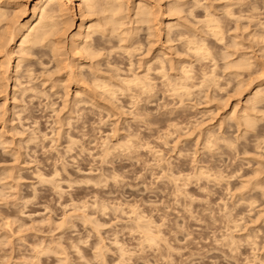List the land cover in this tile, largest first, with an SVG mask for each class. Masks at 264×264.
I'll return each instance as SVG.
<instances>
[{
  "label": "bare ground",
  "instance_id": "bare-ground-1",
  "mask_svg": "<svg viewBox=\"0 0 264 264\" xmlns=\"http://www.w3.org/2000/svg\"><path fill=\"white\" fill-rule=\"evenodd\" d=\"M217 1H218V4H216ZM242 1H244V0H242ZM242 1L241 0H187V1L186 0H0V119H1L0 121L6 122L7 123L6 126L9 125L10 126L9 128L14 129L13 134L15 133V135L11 136V137H15L16 135H18L19 140H20V142H18V143H21V142L30 143L32 141L37 140L40 137L36 134V131H38V130H35L33 128H31L32 130L27 129L29 132L27 131V133L24 135L23 133L26 132L25 130L23 132H19V130L17 129V131H16L14 124L11 125L13 123V121H12L13 118L16 117L17 120H19V123H17V124H19V126H20V120H21V118H20L21 113L20 112L21 111L23 112V110H19V111L14 110V108L16 107L15 105L18 103L20 104V103H25L26 101L29 102L31 100L32 101L37 100V98H39V100H40V97L41 98L43 97L44 99L50 98V104L48 102V105H51V108H52L53 105L56 104L55 101L57 102V100L60 98L62 100V101L60 100L62 102L61 108H59V109L52 108L51 111L54 112L56 115V116H54L57 118L56 124H59L58 128L56 129V130H58L57 131L58 136L60 135L61 132H63V135H61V136H64V133H66V132H64L65 129L63 130V128H64L63 126H65V124L70 120V119L68 120L67 118H70L71 116L73 117V115L75 116V115L79 114V112H82L83 109L80 111V108H82V106L79 109L77 108L82 103H84V104L86 103V105L88 104L89 106H94V105L96 107L99 106V108L104 106L106 110L113 111L114 113H117L118 116L119 115L124 116L123 113L125 115H126V113H128L127 116L129 115L136 120V117L139 119V117L142 116V115L140 116V113H141V112H139L140 110L135 108L136 110L130 109L132 111L124 112L125 111V110L123 111L124 108H121L123 106L120 107L117 104L119 102L118 99L120 98L121 95H123L124 98H125V96H126V98H128V101H129L128 104H130V102H131V103H134L135 106H137V103H139L140 101H143V102L147 101L148 102L150 100V102L148 104L151 105L152 104L151 102H154V100H155L154 98H152V96L155 93H157V92H155V90L158 89V87H157V89H155V87L158 84H160L161 86H164V87L161 88V86H160L159 89L163 90V88L167 87V88H165V90L168 89L170 91L168 93L171 96L174 95L176 97V95H177L178 97L175 99L176 100L179 99V100H177L180 103L178 105H181V104H184L183 100L185 101V99L187 100V98H188V97H184V95L189 94V96H190V94L193 92V91H191L192 90L191 87L194 88V86H195V88H196L197 82L200 83V84L197 83L198 86L204 85V87L206 89L211 88L212 89L211 91L216 90L218 92L221 89L220 86L222 85V84L221 85L219 84V81L222 80L221 73L228 72V74H231V76H233L232 74H234V76L236 77V78L234 77L236 79V82H235L234 78H232L231 83L229 82L232 85L233 84L232 82L234 80L235 84L232 85V86H234V89L232 86H230V89L229 88L228 89L234 90V91H232V90L231 91L236 96L235 101L232 104V106L230 107V109L228 110V112L225 114V116H223V117L221 116L222 118L220 117L221 120L218 121L219 122L218 126L220 128H222L221 126L224 123L228 122L229 120L231 122L234 121L235 124L232 123L233 124L232 126L235 127V130L238 132V133L236 132L237 133L236 138H234L231 134H229V131L232 128L231 124H229V123L225 124L226 127L223 129L221 134H219L220 132L217 133L219 127L218 128L216 127L217 128V132H216V130H214L215 127H214V129L212 128L213 126L211 127V125H210L211 123H209L210 121H208L209 124L207 123V125H205L204 127H203L204 124L202 125V122H201L200 127L198 126L200 123L197 124L198 127H196V128L193 127L194 129L198 128V131H199V135L196 136L197 138L194 141L195 142L194 145L196 146V142H197V144H199L201 146V147H199V150H201L200 154H203V155L208 154V157H210L209 159H211L212 158L211 152H213L216 149V148L214 149L213 147H216L218 145L219 148H217V149H221L223 146H221V148H220L219 145L224 144V147H225V145L227 146L225 148L229 147L228 149L230 152V147L236 145V143H235L236 139L237 140L240 139L241 144H239V146L241 145L240 146L241 152L238 150V152H240V153H237V154H241V153L243 154V156L241 155L242 156V162H243L242 166H240L241 168L238 167V169L240 168L239 170L236 169L238 171L230 172V170H229V174H227V175H223L222 171H218L220 168L217 170L218 173H215L216 172V169H215L213 171V173H215V174H214V176H212L213 174L211 175L210 173H208L210 171V168H211L208 165L209 159H208V157H206L204 155L205 157L201 156V157H203L202 159L198 158L199 162H201V165L198 164L199 166H197V165L195 166V167H197V169H196L197 171L195 173V176L194 175H192V176L196 177V180L203 179L204 180L203 182H205V181L207 182L210 177H213L214 181L215 180H222L224 178V176L228 179L232 178V180H233V177L239 179L240 181H239V184H237L238 186L236 187L234 185V188L236 187L235 191H233L234 188L229 187V185H230L229 180L228 181L225 180L226 185H227V182H229L226 190H228L229 193L231 191L236 193V194H234L232 192L231 194L236 195L235 199L237 198V200H238L237 202H239L240 205H242V207L244 206L246 209H248L250 211V213H252L254 211V209H256L258 207L256 204H258L260 207L262 204H263L262 206H264V22H261V20H259L257 22L253 21L252 19H254V18H252V17H254V15L244 17V16H242V13H239V10L235 11L233 6L235 7V4L236 5L237 4L242 5L243 4ZM254 4L251 3L250 6H247V9L249 7V10H251V11H254L253 9L256 10V8L258 6H255ZM29 6H31V7H29ZM251 11L249 13H251ZM263 18H264V16H263ZM243 19L245 20V23L243 22ZM256 19L258 20V17ZM252 22H255V23L252 24ZM237 31H240L241 33L240 32L238 33ZM245 37L248 38V41L246 40L247 44L244 43ZM221 41H223V42H221ZM215 56L218 57L217 58L218 60H219V56H220V58L222 57L221 61L223 59V63H221V64H223V65L220 64V60L218 61L215 59L216 58ZM191 58L192 59L194 58V60L199 61L198 67H201V68H202L203 64L207 63L206 62L207 60L213 59V60H210V62L215 61V63H210V66L212 68L204 67L203 70L200 69L202 72L199 69H198L199 71L197 72L196 69H193L194 64L191 62L192 61ZM190 59H191V61H190ZM122 60H125L124 62H125V65L127 67H125V65L121 66V64L123 63ZM217 61L219 62V65H220V67L219 66L218 67L220 69L222 68V70L224 71V72L223 71L221 72V70H220L219 75L221 76V78L219 75H217V73H219V71H217V70H219V68L217 67V64H218ZM194 62H195V64L197 63L196 61H194ZM200 63H202L201 66H199ZM211 64L214 66H212ZM198 67H196V68H198ZM205 68H206V70H205ZM208 68H210V69H208ZM194 70L196 71V73L199 74L201 72L202 74L196 75L194 73L195 72ZM193 75L195 76V78L201 76L200 77L201 80H200V78H198V80H200V81H197L196 79H192V77L194 78ZM229 76L226 79L227 81H230L228 79H231V77H229ZM158 80H159V83L157 82ZM195 80L197 82L195 83V85H193L194 83H192L191 81L195 82ZM227 81H225V82H227ZM224 83L222 86H224L226 84V83L225 84ZM230 84H228V85H230ZM226 85L224 87L227 88ZM204 87L201 88V86H200V89H203ZM224 87H222L223 89H221V90L225 91L226 89ZM205 88L203 89L204 91H205ZM208 89H207V91H208ZM152 91H153V93L154 92L155 93L153 94ZM158 91H160V90H158ZM211 91H208L207 93L205 92L206 95H204V97H205L204 99L207 98L208 100H215V101L218 99V101H219L218 97L216 98L215 96H213L215 94L217 96V93L212 95ZM214 91L212 93H214ZM198 92L200 93V91H198ZM161 93H163V92L161 91ZM164 93H166V91ZM196 94H198V93H196ZM123 96H121V97H123ZM155 96L156 95H154L153 97H155ZM53 97H56L58 99L56 100L54 98L55 101H53V99H52ZM157 97L158 96H156V98ZM182 97H184V98H182ZM223 97H224V99H226L228 96H223ZM34 98H36V99H34ZM169 98H170V96H169ZM213 98H216V99H213ZM152 99H154V100H152ZM202 99H203V97H202ZM224 99L222 100V102L225 101ZM228 99H229V97H228ZM208 100H206V102H208ZM172 101H174V100H172ZM215 101H213V102H215ZM119 103H121V102H119ZM177 103H175V104H177ZM209 103H210V101H209ZM222 104H220V105H222ZM144 105H145V102H144ZM194 105L196 106V104H194ZM191 106H193V105H191ZM205 106H207V105H205ZM178 107L181 108V107H183V105L178 106ZM223 107H225V106H223ZM103 108H101V109H103ZM216 108H217V106H216ZM101 109H98V110H100V112H101ZM169 109H171V108H169ZM173 110H175V109H173ZM173 110H171V111L173 112ZM218 110H217V112H218ZM169 111H168V114L166 113V115H169ZM172 112H171V114H172ZM183 113H184V111H183ZM208 113H206V114H208ZM108 115L110 116L111 113L110 114L108 113ZM115 115L116 114H114V116ZM148 115H149V113H148ZM83 117H84V115H83ZM118 118H120V117H118ZM143 118H146V117H143ZM65 119H67L68 121H66ZM169 119H170V117H169ZM169 119H167V120H169ZM171 119H174V118H171ZM23 120H26V119H23ZM64 120L66 121V123L65 122L63 123ZM211 120L213 121V119H211ZM11 121H12V123H10ZM175 121H179V120L175 119ZM3 122H1V123H3ZM170 123H172V122H170ZM173 123H174V121H173ZM3 125H5V123H3ZM67 125H68V123L66 124V126ZM34 126L36 127V125H34ZM167 126H168V123H167ZM173 126H174V124H173ZM181 126H179V127H181ZM236 126H237V128H236ZM23 127H24V125H23ZM4 128H5V126H4ZM25 128H27V126ZM175 128H177V127H175ZM8 129H7V131H8ZM21 129H23V128H21ZM1 130H4V129L2 128ZM66 130H67V128H66ZM159 130L161 131V129H159ZM51 131H53V129ZM113 131H115V130H113ZM116 131L118 132L117 129H116ZM166 131H167V129H166ZM171 131H172V129H171ZM180 131H181V129H180ZM68 132L69 131H67V133ZM168 132L169 131H167V134L170 135V133H168ZM182 132H184V129H183V131H181V133ZM189 132L191 135V131H189ZM193 132H192V134H193ZM11 133H12V131H11ZM128 133H129V131H128ZM176 133L178 134V132H176ZM230 133H231V131H230ZM232 133H234L233 130H232ZM55 134H56V132H55ZM187 134H189V133H187ZM45 135H46V133L42 135L43 138ZM65 135H67V137L65 136V138L67 139V143L66 142L65 143L68 145H66L67 147L64 145L65 146L64 148L66 150V148L70 147L69 151H71L70 149L73 148L72 147L73 144L78 143V142H75V138L73 139L71 136H68V134H65ZM169 135H165V136L167 137ZM163 136H164V134H163ZM178 136H179V138H178L179 140L176 139ZM178 136L175 138V140H172L173 144L176 143L175 145H178L177 141H180V138H182V137H180V134ZM0 137H1V134H0ZM48 137H50V136H48ZM105 137L102 138V139H105V143H102L105 146L104 147L101 146V147H103L102 148L103 149L102 150L103 155L101 154L103 156V158H105L107 155L110 154V151H111L110 149L114 150L117 147H118V149H119V147H121V148L124 147V150L125 149L131 150L133 148L135 149L136 147L141 148L140 142H139V144L134 143V141L131 140L132 138H131V136H129V134L127 136H124V138L121 137L119 141H116L113 144L107 143L108 140ZM166 137H164V139ZM40 139H42V138H40ZM56 139H58V137H56ZM56 139H54V140H56ZM137 139H134V140H137ZM167 139H168V137H167ZM19 140H16V141H19ZM54 140H51L52 141L51 144L54 142ZM166 140L164 141L165 143H167ZM76 141H78V138ZM7 142H8V140H7ZM135 144H136V146H135ZM52 145H54V144H52ZM52 145H50V146H52ZM55 145H54V147H55ZM70 145H72V146H70ZM175 145L174 146L172 145V146L175 147ZM11 146H13V145H11ZM26 146H27V144H26ZM146 146L148 147L147 144H146ZM54 147L52 149H54ZM143 147H145V145ZM192 147H194V146H192ZM224 147H223V149H224ZM6 148H7V146H6ZM233 148H235V146ZM18 149H21V147L20 148L18 147L17 150ZM217 149L215 150L216 152H214V153H216V156H214L215 159L218 155L217 153L223 152V151L217 152ZM223 149H221V150H223ZM82 150H84V148ZM235 150H236V148H235ZM102 151H101V153H102ZM224 151H225L224 153L228 152L225 149H224ZM154 152H158V151H154ZM224 153H221V154H224ZM249 153H251V154H249ZM159 155H161V154H159ZM192 156H194V154ZM218 156L220 157V154ZM21 157H23V156L21 155ZM221 159H222V157H221ZM212 160H214V159L212 158ZM212 160H209V161H212ZM231 160H229V161H231ZM194 161H195V159L193 160V162ZM197 162H196V164H197ZM206 162H208V163H206ZM27 163H29V162H27ZM204 163H206L210 168L206 165H202ZM23 164H25V162ZM61 164L63 165V163H61ZM64 164H65V162H64ZM212 164H210V165H212ZM26 165H28V164H26ZM225 165H226V163H225ZM243 166H244V168H243ZM26 167L27 166H25V168ZM168 167H169V165H168ZM228 167H231V166H228ZM248 167H249V169H248ZM61 168L65 169V168H63V166ZM34 169H36L35 166H34ZM169 169H170V167H169ZM36 170H37V172L34 175H33V172L31 174L33 175V177L34 176L38 177V180L40 183L41 182H43V183L47 182L48 184L50 183L49 185H52L54 190H57V192H59L60 194L63 193L62 192L63 189H61V185H62L61 182L62 181L57 180V178L60 176H56V175H59V173H58L59 170L58 171L54 170L55 171L54 174H53V172L52 173L50 172L51 174H53L52 176L50 174L51 177L43 176L44 173L42 174L41 172L38 171V169H36ZM1 171H2V169H1ZM169 171L170 170H168V172ZM210 172L212 173V170ZM224 172H225V170H224ZM4 174H5V176H7L6 173H4ZM60 174H61V172H60ZM54 175H55L56 179L54 178ZM176 175L173 176V174H171L172 177L168 178L167 180H169V179H171L172 181L174 180V181H176L175 183L177 184L178 183L177 180H180L182 177L179 179L178 178L179 175L178 176H176ZM182 176H184V175H182ZM192 176H190V177H192ZM188 179L186 181H188ZM211 179H210V181H211ZM19 180H20V177H19V179L16 178L17 184H18V182H20ZM81 180H83V179H81ZM100 180H101V177L99 178V181ZM83 181L86 183L87 182L90 183L89 181H91V182L94 181V183L97 184L96 181H98V180L95 181V179L92 180L91 178H87L86 180L84 179ZM83 181H81V182H83ZM174 181L172 182V184L174 183ZM194 182H196V181H194ZM198 182L199 181L196 182L197 183L196 185H198ZM212 182H213V180H212ZM40 183H39V185H40ZM65 183L67 184V182H65ZM68 183L71 184V181H69ZM78 183H80V182H78ZM70 184H68V185H70ZM226 185H224V186H226ZM31 186H33V185H31ZM36 187H37V185H36ZM180 187H182V186L180 185ZM203 187H201V188H203ZM205 187H206V185H205ZM27 190H29V189H27ZM176 190L177 191L179 190V192H180V189L177 188ZM36 191H34V192L36 193ZM59 193H57V194H59ZM185 195H187V194L185 193ZM26 200H28V199H26ZM259 201H260V203H257ZM261 202H262V204H261ZM82 203H84V202H82ZM100 203L102 204V202H100ZM103 204L101 205L102 210H104V208H105V206ZM69 205H70V203H69ZM85 206H87V205L86 204L80 205V204L72 202L71 203L72 208H70L71 211H68L67 214H65L63 217H61V219H59L60 221L56 224L58 226V230H60L62 228L64 229L65 226H68L70 224L69 223L70 217L75 216V217H79L84 222L89 223L92 226V228H94L97 232H99V228H101L102 224L98 223L97 219H96L97 221L93 220V218H91L90 215L88 216V214L84 212V210H85L84 208H86ZM93 206L95 207V205H93ZM255 206H257V207L255 208ZM242 207H241V209H242ZM117 208H118V206H117ZM228 209H229V207H228ZM251 210H253V211L251 212ZM224 211L228 212V210H224ZM249 211H248V213H249ZM132 212L136 215V216H134L136 219L134 226H136V228H137V229L135 228L136 231H139L142 233L141 235H142L143 244H145L146 247H154V246L158 245V243L161 241L160 240L161 239L160 238L161 230L159 231V229H158L159 226L154 225L153 221L150 218L145 219L140 214V212L135 210V208L132 209ZM230 212H228V214H230ZM258 213L259 214H257V213L256 214L259 217H257L256 219L261 217V218H263V220H261V221L264 222V215H263L264 214V207L263 208L261 207L260 210H258ZM17 214H18V212H17ZM21 214H18V215H21ZM226 214H225V216H226ZM30 217H31V214H30ZM228 217H229V215H228ZM47 218H46V221H47ZM6 219H5V221H6ZM260 219H258V220H260ZM7 221H9V220H7ZM46 221H44V222H46ZM234 221H232V222H234ZM2 223H3V221H2ZM5 223H3V224H5ZM11 223H9V224H11ZM41 223H42V221H40V224L39 223H37V224L41 225ZM67 223H68V225H67ZM236 223H237V221L234 222V226L237 227L239 223H237V224ZM9 224L7 223L6 225L8 226ZM31 224H33V223H31ZM71 225H69V227ZM7 226L5 228L8 229L9 226L8 227ZM21 226H23V225H21ZM21 226L19 229H21V231H22L23 228H21ZM25 226H27V225H25ZM19 229H16V230L20 231ZM56 229H57V227H56ZM8 230L10 231V229H8ZM3 232H4V230H3ZM257 232H259V231H257ZM257 232H256V234H258ZM9 233H11V232H9ZM229 233H227L229 236L227 235V238L226 237L225 238L230 239V241L228 240L229 243L230 242L234 243L236 239H235V237L232 236L233 235L232 233L231 234H229ZM1 235H2V233H1ZM3 235H5V234H3ZM6 236L7 235H5L4 237H6ZM0 238H2V236H0ZM99 238H100V241H99V243L97 242L98 244H96L97 246L95 247V249H96L95 252H96L97 256H99V257L101 256V259L104 260L103 255H104V251L107 248H106L104 239L101 236H99ZM246 240H248V239H246ZM248 241H250V240H248ZM162 242H163V240H162ZM225 242H227V240ZM255 242H256V240L252 241L253 244H255ZM39 243H41V242H39ZM113 243L118 246V251H119L120 257L122 258L123 256H126L125 254H127L128 251L124 248V246L119 244L117 239H115L113 241ZM73 244H72V242H70L71 247L72 248L74 247V249H76V251H77L78 250L77 246L75 244L74 245ZM225 244H227V243H225ZM235 245H237V244H235ZM163 246H164V244H163ZM46 247H44V248H46ZM50 247H48V248H50ZM54 247L55 248L57 247L56 251H55V249H53L55 252H57V250L59 248L58 254L60 252L61 255H63V257H61L63 259V261L66 260L68 256H66L67 251L65 252V248L61 247L59 245V243L58 244L56 243V245H54ZM31 248L33 249V247H31ZM35 248H36V246H35ZM37 248H38V246H37ZM39 248H40V246H39ZM39 248H38V250H42L41 248L40 249ZM44 248H43V250H46ZM52 248H53V246H52ZM98 248L100 249L99 252H97ZM168 249H170V248L168 247ZM43 250L41 251L40 254H42V252H44ZM171 251H173V250H171ZM79 252H80V250H79ZM35 255H37V254H35ZM33 259H34V257H33ZM37 259H34V261ZM23 262H25V261H23ZM64 262H66V261H64ZM103 263H104V261H103Z\"/></svg>",
  "mask_w": 264,
  "mask_h": 264
},
{
  "label": "rangeland",
  "instance_id": "rangeland-1",
  "mask_svg": "<svg viewBox=\"0 0 264 264\" xmlns=\"http://www.w3.org/2000/svg\"><path fill=\"white\" fill-rule=\"evenodd\" d=\"M242 2H243L242 5L235 4V7L233 6L235 11L239 10V13H242V16L244 17L254 15V17L251 16L252 18H254L252 19L253 21L257 22L261 20V22H264L263 21L264 20L263 18L264 1L263 0H253V1L244 0ZM251 3L252 4L255 3L254 5L258 6L256 10L253 9L255 12L249 10V7L247 9V6H250ZM216 4H218V1L216 2ZM250 11L251 13H249ZM257 17H258V20L256 19ZM244 19H243V22L245 23ZM253 23L255 22H252V24ZM237 32L239 33L240 31H237ZM246 40L248 41L247 37H245V40H244L245 42L244 41L243 42L247 44ZM215 57L214 58L218 60L217 59L218 57L217 56ZM221 58L219 56L220 64L223 63V59L221 61ZM210 60H213V59H210ZM210 60L206 61L207 62L205 63L206 65L205 64L202 65V63H200L199 66L202 65V68H201V67H198L199 61L194 60L193 58L191 61L194 64L193 69H196V71L198 72L200 69L203 70L204 67L212 68L210 66V63H215V61L210 62ZM122 61L123 63L121 64V66H124L125 60H122ZM194 61H196L197 63L195 64ZM218 61H217L218 64L216 63L217 67L218 66L220 67ZM195 66L198 68H196ZM125 67L127 66L125 65ZM220 70L221 72L223 71L222 68L221 69L219 68V70H217L219 71L217 75L220 74ZM196 71L194 72L196 75L202 74L201 73L202 71L199 74L196 73ZM232 75L233 76H231V74H228V72L221 73L222 82L219 81V84L223 85V83L227 81L226 79L228 78V76L231 77V79H228L230 81H227L225 83L230 84L232 81V78L235 77L234 74ZM195 76L194 78L192 77V79H196L197 81L201 80L200 78L201 76L197 78H195ZM198 78H200V80H198ZM196 80L195 82L191 81L192 83H194L193 85H195V83L197 82ZM157 82L159 83V80ZM235 82H236V79H235ZM197 83L196 85L198 86ZM232 83H233L232 85L235 84L234 80ZM228 84L226 85L227 88L224 87L225 85L224 86L221 85L222 87L226 89L225 91L221 90L223 89L221 86H220L221 89L220 90L218 89L219 90L218 92L216 90H215L216 92L213 90L214 93H212L213 91H211L212 90L211 88H209L210 90L207 88L208 91H211L212 95L217 93V96L216 94L213 95L216 98L217 97L219 98V101L218 99L216 100L217 102L215 100H208L207 98L204 99L205 98L204 95H206L205 92L206 93L208 92L207 89L204 87V85H199L198 86L199 88L197 86L195 88L194 86L195 89L190 86L192 88V90L191 89L190 90L193 91L191 93L192 95L191 94L190 96L189 94L184 95V97H188V98L187 100L185 99V101L183 100L184 104H181L183 105V107L181 108L178 107V106H181V105H178L180 104L179 101H177L179 99L177 100L175 99L178 96L176 95L175 97L174 95H172L173 96L172 97L168 93L170 91L168 89L165 90V88L167 87L163 88V90L159 89L161 86L160 84H158L155 87V89H157L158 87V89L155 90V92L157 93L154 92L155 93L154 94L153 93L154 90L152 91V93L158 97L156 98V96L155 97H153L154 95L152 96V98H154L156 101L152 99L154 100V102H151L152 103L151 105L148 104L150 100L148 102L144 101L145 105L143 101H140L139 103H137V106H135V104L131 102L130 104H128L129 103L128 98H126V96L124 98L123 95H121L123 97L119 95L120 98L118 99V101L121 103L118 102L117 104L120 107L123 106L121 108H124L123 109V111L125 110L124 112L132 111L135 108L140 110L139 111L141 112L140 116L141 115L142 116L139 117V119L136 117V120L129 115L127 116L128 113H126V115L123 113L124 116L122 115L118 116L117 113L106 110L104 106H103L104 108L101 107L104 109L103 110L99 108V106L97 107L95 105L89 106L88 104L86 105V103L85 104L82 103L77 108L79 109L82 106V108H80V111L83 109L82 110L83 113L79 112V114L75 116L73 115V117L71 116L70 118H67L68 120L70 119L69 121L65 119L66 121H68L67 123L69 126L68 125L66 126L67 123L65 120L63 121V123L64 122L66 123L65 126H63L64 127L63 130L65 129L64 132L66 133H64V136H61L63 135V132H61L59 135L60 137L57 134L58 130H56L59 125V124H56L57 118L54 117L56 115L54 112L51 111L52 108H56V109L61 108L62 100L60 98L59 99L56 97L52 98L53 101H55V99L59 100V101L57 100V102L55 101L56 104H54L52 108H51V105H48V102L50 104V98L44 99L43 97L42 98L40 97V100L39 98H37V100H33V101L31 100L29 102L26 101L25 103L16 104L15 105L16 107L14 108V110L15 111L23 110L24 113L22 111L20 112L21 113L20 114V118H21L20 126L19 124H17L19 123V120H17L16 117L13 118L12 120L13 123L12 121L10 122L12 123L11 125L14 124L16 131L17 129L19 130V132H23L25 130L26 132L23 133L24 135L27 133L28 130H32L31 128L38 130L36 131V134L40 137L37 140L32 141L33 143L32 142L18 143L20 142L18 135H16L17 137L16 136L11 137L15 135V133L13 134L14 129L9 128L10 127L9 125L6 126L7 124L6 122L0 121V134H1V137H0V141H1L0 142V217H1L0 218L1 219L0 220V224H1L0 225V228H1L0 236H2L3 238V239L0 238V264H31V263L32 264H245V262L248 261L249 259H259V257L262 254H264V224H263L264 222L261 221L263 220V218L261 217H260L261 219L258 218L260 220L256 218L259 217L257 215L259 214L258 210H260L261 207L262 208L264 207L262 206L263 201L261 202L262 204L261 207L258 204H256L258 207L255 206V208L256 207L257 208L254 209V211L251 210V212L252 211L253 212L250 213L248 209H246L244 206L242 207V205H240V203L237 202L238 201L237 198L235 199L236 195L231 194L233 191H235V188L238 186L237 184H239V181H240L239 179L233 177V180H232L231 177H230L231 179H228L224 176V178L222 179L225 182L224 183L222 180L214 181L213 177H210L209 180L207 179L209 182L208 181L203 182L204 181L203 179L196 180V177L192 176V175L195 176V173L197 171L196 170L197 167L195 166L201 165V162H199V159H202L203 157L201 156L205 155V154L204 155L200 154L201 150H199V147L201 146L197 144V142H196V146L194 145L195 144L194 141L197 138L196 136L199 135V131H198V128L194 129L193 127L195 128L198 126L200 127L201 122H202V125L204 124L203 125L204 127L205 125H207L208 121H210L209 123H211L210 124L211 127L213 126L212 127L213 129L215 127L214 130H216L217 132V128L219 127L218 121H220L221 118L225 116V114L228 112V110L234 103L235 97H236L235 94L232 92L234 90L232 89H231L232 91L229 90L230 86L232 85L231 84L228 85ZM200 86L201 88L204 87L205 91L203 90L204 88L200 89ZM162 87L164 86H161V88ZM232 87L234 89V86ZM161 91L163 93H161ZM165 91L166 93H164ZM198 91H200V93ZM196 93H198L199 95ZM223 96H228L229 99L228 97L227 98L225 97L226 99H224ZM216 98H213V99H216ZM223 99L225 101L222 102ZM201 100L202 101L204 100V101L202 102ZM206 100H208V102H206ZM174 102L175 103L178 102V103L175 104ZM192 102L196 104V106ZM98 109H101V112ZM171 110H173V112ZM168 111H169V115L171 114V112L172 114L173 113L174 114L173 115L171 114L170 116L166 115V113L168 114ZM108 113L109 114L111 113V115L109 116ZM148 113L150 116L148 115ZM82 114L84 115V117ZM114 114H116L117 116L116 115L114 116ZM143 117H146V118H143ZM171 118H174V119H171ZM23 119H26V120H23ZM175 119L176 120L178 119L179 121H175ZM211 119H213V121ZM1 122L5 123V125H3V123ZM167 123H168V126H167ZM227 123L231 124V126L235 124L234 121L231 122L229 120L228 122L224 123L221 126L222 128L220 127H219L220 129L218 128L217 133L220 132L219 134H221L223 129L226 127L225 124ZM197 124L199 125L197 126ZM25 125L27 126V128H25L26 127ZM34 125H36V127ZM4 126L6 129L4 128ZM2 128L4 130H1ZM7 129L9 132L7 131ZM52 129L53 131H51ZM116 129L118 130V132L116 131ZM159 129H161V131ZM166 129L167 131H169L168 133H170V135L167 134ZM180 129L181 131H183L184 129L185 133L184 132L181 133ZM232 130L234 133H232ZM67 131L69 132L67 133ZM189 131H191V135ZM230 131H229V134H231L234 138H236V135L238 132L235 130V127L232 126ZM41 132L43 134L46 133L44 138ZM176 132H178V134ZM65 134H68V136H71L73 139L75 138V142H78V143H75L76 145L75 144H73V146L70 145L73 147V148L71 147L72 148L70 149L71 151H69L70 147L66 148V150L64 148L66 145H68L66 144L67 139L65 138V136L67 137V135ZM128 134L129 136H131L132 138L131 140L134 141V143L139 144L140 142L141 148L136 147L137 149L133 148L131 150L129 149L124 150V147H122L123 149L121 147H119L118 149L117 147L114 150L110 149L111 150L110 154L107 155L105 158H103L102 148L105 145L102 143H105V139H102V138L106 136L105 138H107V140L109 141L108 142L106 140L107 143L113 144L116 141H119L121 137L124 138V136H127ZM179 134H180V137L182 138H180V141H177L178 145H175L176 141L174 142L175 144H173L172 140H175V138ZM165 135H169L167 136L168 139ZM56 137H58L59 140L56 139ZM164 137L166 138L164 139ZM77 138H78V141H76ZM178 138L179 136L176 139ZM54 139H56L57 141ZM134 139H137V140H134ZM16 140H19V141H16ZM51 140H54L52 144L54 145L56 144L55 145L56 148L54 147V145L51 144L52 142ZM165 140L167 143L164 142ZM240 142H241L240 139L238 140L236 139L235 141L236 145H234L236 150L235 148H233L234 146H232L230 147V152L228 149L229 147L225 148L227 147L226 145L224 147V144H220L219 145L220 148L221 146H223L224 149L228 151L227 153H224L225 151L223 147L221 148L223 150L217 149L219 148L218 145L216 147H213L214 149L215 148L217 149V152L223 151L221 153H224V154L217 153L218 155L220 154V157L217 155L215 159L214 157L216 156V153H214L216 152L215 151L216 149H215L213 152H211L212 153L211 157L214 160H212V158L209 159L210 157H208V154L205 155L206 157H208L209 160L213 161L212 162L208 160L209 162L208 165L211 168L206 164L208 162L202 164V165L208 166L210 168V171L212 170V173L210 171L208 173H210L211 175L213 174L212 176H214L215 173H218L217 170L219 168L220 169L218 171H222L223 175L229 174V170L230 172L238 171L241 168L240 166H242V163H243L242 162L243 154L242 153L237 154L241 152L240 150L241 145L239 146V144H241ZM146 144L148 145V147L146 146ZM50 145H52L54 149H52L53 147ZM144 145L145 147H143ZM172 145L173 146L175 145V147H173ZM192 146H194L195 148ZM18 147L19 148L21 147V149L17 150ZM82 147L84 148V150H82L83 149ZM238 150L240 152H238ZM154 151H158V152H154ZM158 153L161 155H159ZM20 154L23 157H21ZM193 154L195 157L192 156ZM194 159L195 161L193 162ZM62 160L65 162V164ZM229 160H231L232 162ZM24 162L25 164H23ZM61 163H63V165ZM24 165L27 167L25 168ZM34 166L36 169H38L39 172H41L42 174L44 173L43 176H48V177H51L54 174L55 172L54 170H57V171L59 170L58 171L59 175H56V176H60L58 177L59 179L57 178V180L62 181L61 189L64 190V191L62 190L63 193L61 192L62 194H60L59 192H57V190H54L52 185H49L50 183L49 184L47 182L40 183L38 180V177L36 176L33 177V175L37 172V170L34 169ZM62 166L65 169H62L61 168ZM228 166H231V167H228ZM238 167L240 168L238 169ZM215 169H216V172L213 173ZM223 169L225 170V172ZM168 170L170 171L168 172ZM3 172L6 173L7 176H5ZM32 172H33V175L31 174ZM50 172L51 173L53 172V174H51ZM171 174H173V176L177 174L176 176L179 175L178 177L179 179L181 177L182 178L180 180H177L178 182L177 184L175 183L176 181L173 180L175 184L174 183L172 184L173 181L171 179L167 180L168 178L172 177ZM189 175L192 177H190ZM19 177H20V180H19L20 182H18L17 184L16 178L19 179ZM100 177H101V180L99 181ZM54 178L56 179L55 175H54ZM87 178H91L92 180L95 179V181L98 180L96 181L97 184L94 183V181L93 182L89 181L90 183L84 182L83 180L84 179L86 180ZM187 179L188 181H186ZM68 180L71 181V184L68 183L69 182ZM225 180L227 181L229 180L230 182L229 187L234 188V185L236 186L233 189V191H231L230 193L228 190H226L229 182H227V185H226ZM64 181L67 182V184ZM194 181L196 182L199 181L198 185H196L197 183ZM218 181L219 182L221 181V182L219 183ZM35 184L37 185V187ZM68 184H70L71 186ZM180 185L182 187H180ZM177 188L180 189L181 193L179 192V190L178 191L176 190ZM34 191H36V193ZM185 193L187 195H185ZM260 201L257 203H260ZM72 202L80 204V205H83V204L87 205L85 206L86 208H84L85 209L84 212L87 213L88 216L90 215L91 218H93V220L97 219L98 223L102 224L101 228H99V232H97L94 228H92V226L89 223L84 222L79 217H75V216L70 217L69 219L70 221L68 220L70 223L69 225L72 224L70 227L67 223L68 226H65L64 229L62 228L58 230V226L56 224L60 221L59 219H61V217L67 214L68 211H71L70 208H72L71 207ZM100 202H102V204L105 202L103 204L105 206L104 210H102L101 208L102 204ZM93 205H95V207ZM241 207L244 211L241 209ZM133 208H135L136 211L140 212V214L145 219L150 218L153 221L154 225L159 226L158 229L159 231L161 230L160 232L161 234L160 242L161 243L160 242L158 243L159 246L156 245L157 247L156 246L146 247L145 244H143L142 235H141L142 233L139 231H136L137 228L136 226H134V223L136 220L134 216L136 215L132 212ZM224 210H228V212L231 211L232 213L230 212V214H228V212ZM17 212L18 214H21V213L22 214L18 215ZM226 213L229 215V217ZM30 214H31V217H30ZM46 218H47V221H46ZM234 220L237 221V223H239L240 225L238 224L237 227L234 226V222H235ZM2 221L3 223L5 222L6 223L3 224ZM40 221H42L41 225H39ZM7 223L8 224L11 223L12 225L9 224L8 225L9 227H8L6 225ZM25 225H27L28 227ZM6 226L8 227V229H10V231L7 228H5ZM20 226L21 228H23L22 231L21 229H19ZM16 229H19L20 231ZM256 232L258 234H256ZM227 233L233 234L232 236L235 237L236 239L234 243L237 245L231 242L229 243L230 239H226L228 235ZM3 234L7 236L4 237L5 235ZM99 236H101L104 239V242L107 248L104 251V255H103L104 260L101 259V256L100 257L97 256L95 252L96 250L95 247L97 246L96 244H98L100 241ZM115 239H117L119 244L123 245L124 248L128 251V253L125 254L126 256H123L122 258L120 257L118 246L113 243ZM226 240L227 242H225ZM254 240H256L255 244L252 243V241ZM70 242H72V244L74 243L77 246L78 248L77 251L76 249H74V247L73 248L71 247ZM56 243L57 244L59 243L61 247L65 248V252L67 251L66 256L68 257L66 260H64L66 262H64L63 259L61 258L63 257V255H61L60 252L58 254L59 248L57 252H55L57 247L55 248L54 245H56ZM37 246L38 248L40 246L42 250L44 247L46 246L47 247L44 248L46 250H43L44 252L40 254L42 250H38ZM31 247H33V249ZM48 247H50L52 250ZM168 247L173 251L168 249ZM53 249H55V251ZM33 257L34 259L38 258L37 260H35L36 262L34 261Z\"/></svg>",
  "mask_w": 264,
  "mask_h": 264
},
{
  "label": "snow or ice",
  "instance_id": "snow-or-ice-1",
  "mask_svg": "<svg viewBox=\"0 0 264 264\" xmlns=\"http://www.w3.org/2000/svg\"><path fill=\"white\" fill-rule=\"evenodd\" d=\"M223 42V41H221ZM100 249H97V252H99ZM245 264H264V254H262L259 259H249L248 261L245 262Z\"/></svg>",
  "mask_w": 264,
  "mask_h": 264
}]
</instances>
